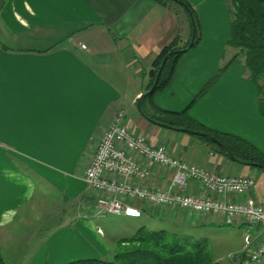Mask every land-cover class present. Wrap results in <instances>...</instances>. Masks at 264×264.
Here are the masks:
<instances>
[{
    "label": "crops",
    "instance_id": "obj_1",
    "mask_svg": "<svg viewBox=\"0 0 264 264\" xmlns=\"http://www.w3.org/2000/svg\"><path fill=\"white\" fill-rule=\"evenodd\" d=\"M186 1L198 16L202 40L182 57L170 86L156 95L155 106L165 111L187 108L239 53L228 45V0ZM178 37L182 45L192 40V20L184 6L170 0H0V252L6 264L8 258L12 264L80 259V253L63 252V243L105 260L113 254L108 243L119 245L138 231L134 226L131 236L124 232L109 242L107 231L94 222L105 215L83 179L118 110L126 111L135 136L156 147L169 145L190 164L218 168L226 176L256 175L251 196L264 200L263 171L222 156L194 136L151 124L141 114L139 100L149 87L152 64ZM207 41L224 47L200 50ZM209 57L216 59L210 68L205 67ZM143 110L153 113L152 104H143ZM190 115L264 153V118L244 57L228 67ZM149 166L151 185L167 188L173 173ZM187 192L202 191L192 183ZM133 208L140 217L115 216L140 219L147 206L137 202ZM203 220L226 225L221 217Z\"/></svg>",
    "mask_w": 264,
    "mask_h": 264
},
{
    "label": "built area",
    "instance_id": "obj_2",
    "mask_svg": "<svg viewBox=\"0 0 264 264\" xmlns=\"http://www.w3.org/2000/svg\"><path fill=\"white\" fill-rule=\"evenodd\" d=\"M150 164L173 173L167 188L151 185ZM84 182L97 197L100 215L140 217L133 208H170L198 217H221L226 224L247 226L243 248L230 255L231 264H264V200L251 192L256 175L226 176L218 168L188 163L174 155L169 145L153 146L145 136H135L127 125V113L118 110L103 130L93 156L88 160ZM196 183L202 191L188 193ZM98 233H102L99 229Z\"/></svg>",
    "mask_w": 264,
    "mask_h": 264
},
{
    "label": "trees",
    "instance_id": "obj_3",
    "mask_svg": "<svg viewBox=\"0 0 264 264\" xmlns=\"http://www.w3.org/2000/svg\"><path fill=\"white\" fill-rule=\"evenodd\" d=\"M169 1V0H158ZM184 6L192 20L194 45L192 40L182 45L180 38H176L165 47L155 58L149 71L150 83L146 91L155 85L163 62L166 63L154 93L139 100L141 114L156 126L194 136L207 143L222 156L235 158L236 163L250 166L264 172V153L248 140L234 134L213 130L200 123L190 115L191 107L201 100L215 85L221 75L233 63L245 58V68L250 81L257 88V102L259 113L264 118V0H228L232 15L231 32L228 45L239 53L220 69L214 78L194 99L191 104L180 112L161 110L154 104L157 94L165 91L171 84L182 57L191 49L196 48L202 40L201 25L194 9L186 0H170ZM151 103L153 113L143 110V104ZM194 133L209 134L210 137L195 135ZM214 139L224 147L214 141ZM226 224V223H225ZM226 226H236L229 225ZM0 264H6L0 252ZM67 264H225L214 259L208 249L207 242L192 243L184 236H177L168 231H150L140 228L132 237L119 243L112 261L101 259L77 260ZM231 264V263H230Z\"/></svg>",
    "mask_w": 264,
    "mask_h": 264
},
{
    "label": "rangeland",
    "instance_id": "obj_4",
    "mask_svg": "<svg viewBox=\"0 0 264 264\" xmlns=\"http://www.w3.org/2000/svg\"><path fill=\"white\" fill-rule=\"evenodd\" d=\"M229 17L230 20H232V15H230ZM223 47L224 45L220 41L218 43H210L209 41H207L204 47H202L200 50H211V52H219ZM231 51L232 50L228 48V56L230 55ZM215 60L216 59H214V57L207 58L205 67L210 68L212 65H214ZM225 65H223L222 68ZM238 65L241 66L242 64L239 63ZM185 95L187 94L185 93L182 97H185ZM57 203L58 201H55L52 206H56ZM69 204L71 203H68V205ZM47 206L49 207V204H47ZM91 212L94 213V210ZM104 217L105 218H97L95 216L94 222L96 225H99L101 228L107 231V240L109 242H112L119 236L125 237L126 235H122L124 234V232H127V235H130V233H128L129 228H131L130 232H132V230L134 231V226L135 228H137L136 230H139L143 227L147 228L150 231L165 230L177 236H184L192 243L201 241L207 242L208 249L212 257L225 264H230L229 256L236 253V251L240 250L243 247L244 236L246 234L245 232L249 230V228L245 225L226 226L223 224H217L215 222L205 221L203 220L204 217H198L196 214H191L189 212L170 208H158L154 206L145 208L143 216L140 219H131V221H128L129 219L120 218L112 214L105 215ZM108 245L112 247L111 252L113 254L111 253L112 255L105 260L112 261L114 258V253L117 251V247L119 245H112L111 243H108ZM60 248L65 249L63 250V252L67 254L80 253L78 254L80 259H69V261H66L67 263H70L74 260L76 261L90 259L94 256L87 253L88 248H83L80 251V247L78 245H74L73 243H63V247ZM83 250L85 253H83ZM7 260L8 264H12L11 259L8 258ZM38 264H44V260H39Z\"/></svg>",
    "mask_w": 264,
    "mask_h": 264
},
{
    "label": "water",
    "instance_id": "obj_5",
    "mask_svg": "<svg viewBox=\"0 0 264 264\" xmlns=\"http://www.w3.org/2000/svg\"><path fill=\"white\" fill-rule=\"evenodd\" d=\"M194 36H195V34L193 35L192 42H191V44H190V48L193 47V45H194V39H195ZM165 63H166V60L163 62L162 66H161V69H160V71H159V73H158V77H157V80H156V82H155L154 87H153L149 92L143 94V95L141 96L140 100H142V99H144L146 96L151 95V94L154 93L155 87H156L157 84H158L159 77H160V75H161V72H162V69H163ZM194 134H195V135H200V136L210 137L209 134H200V133H194ZM214 141H216V140L214 139ZM216 143L219 144V146L224 147L222 144L218 143L217 141H216ZM230 157H231V159H233V161H235V158H234L232 155H230Z\"/></svg>",
    "mask_w": 264,
    "mask_h": 264
}]
</instances>
